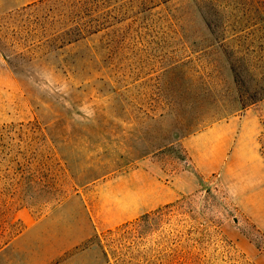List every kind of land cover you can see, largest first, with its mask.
Instances as JSON below:
<instances>
[{"label":"rangeland","instance_id":"rangeland-1","mask_svg":"<svg viewBox=\"0 0 264 264\" xmlns=\"http://www.w3.org/2000/svg\"><path fill=\"white\" fill-rule=\"evenodd\" d=\"M40 1L0 0V264L264 263L243 195L194 170L183 144L256 129L264 154V97L249 101L264 24L216 43L192 0H106L112 25L88 35V0ZM132 191L157 205L116 221L141 203ZM88 209L95 245L60 251L88 235Z\"/></svg>","mask_w":264,"mask_h":264},{"label":"crops","instance_id":"crops-1","mask_svg":"<svg viewBox=\"0 0 264 264\" xmlns=\"http://www.w3.org/2000/svg\"><path fill=\"white\" fill-rule=\"evenodd\" d=\"M222 126V125H221ZM260 131L256 129L223 130L220 126L204 131L184 139L183 144L190 155V164L194 170L202 175L218 173V176L226 183L230 194L243 195V204L246 216L259 230L264 245V154L259 145ZM188 177L189 184L192 180L191 174L174 177L173 183L180 181L181 177ZM132 193L142 201L139 206H133L130 211L120 210L116 214V221L125 216L144 212L156 204V197L146 198L138 192ZM115 196V195H114ZM119 199V198H118ZM101 218V216H100ZM97 231L100 221L92 215L88 209V235L80 237L74 242L75 245H58L60 251L65 252L76 248L88 239V249L95 245L91 239L95 236L94 226ZM34 226L29 225L13 242V248L21 251L26 240L34 231ZM62 252L58 253L63 254ZM58 254L49 248L45 257L53 258ZM51 261L49 262V264ZM264 264V263H262Z\"/></svg>","mask_w":264,"mask_h":264},{"label":"trees","instance_id":"trees-1","mask_svg":"<svg viewBox=\"0 0 264 264\" xmlns=\"http://www.w3.org/2000/svg\"><path fill=\"white\" fill-rule=\"evenodd\" d=\"M57 0H44L40 1L39 4H45L48 2H56ZM106 0H88V35L97 33L105 28L112 25L110 23L109 11H105L102 5ZM170 0H156L149 8H155L161 4H167ZM236 1L241 7V17L238 21L230 24L232 16L228 14H220L219 11L221 6L226 7L229 5L230 0H192V6L200 15L202 21L204 22L206 30L209 32V36L212 37L213 41L216 43L226 40L228 36H233L239 32L244 31L240 29L239 32H233L230 25L234 23H241L243 21L251 23V25L264 24V0H232ZM153 2V0H151ZM31 8L29 5L23 10ZM231 27V28H229ZM239 60H242L239 58ZM257 60H264L258 58ZM234 77L238 84H243V77L240 71L233 69ZM264 75V74H262ZM264 81V80H262ZM258 90H255L252 95L249 96V101H254L257 97H264V83L260 85Z\"/></svg>","mask_w":264,"mask_h":264}]
</instances>
